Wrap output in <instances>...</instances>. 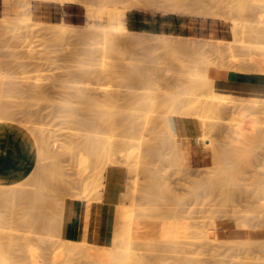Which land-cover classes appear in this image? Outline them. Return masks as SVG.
<instances>
[{"label":"rangeland","instance_id":"rangeland-1","mask_svg":"<svg viewBox=\"0 0 264 264\" xmlns=\"http://www.w3.org/2000/svg\"><path fill=\"white\" fill-rule=\"evenodd\" d=\"M90 1L94 8L99 10L100 17L97 18L95 22V25H97L96 29L98 31H101L109 26L116 27L118 25L116 21L109 18V13L111 11L121 10L123 6L126 5L124 4L125 0H116L112 2L111 0ZM126 1H129V4H132L131 1L133 4L141 3L140 0ZM150 1L151 8L145 12L180 16L181 22L190 27L188 36H179L177 33L172 35H153L145 32H136V34H128L129 36L123 34L121 38L119 37L121 34H117L119 33V30L113 29L111 31L115 33L119 40L122 39L123 41L125 38V42H122L121 45H118L120 48L118 51H121L122 49L123 55L121 54L122 52H115L117 51L116 48L114 52H112L111 56H108L106 53V56L110 59L107 57L105 58H107V61L109 60L108 62L113 61L114 65L117 64L116 71L119 73L121 70V75L122 71L125 69L127 72L129 69V72H132V74L134 73L133 75H137V72H142L140 75L138 74V78H136V75L134 76L135 80H139V78L142 77V82L140 80L142 84L138 85L139 88H137V90L135 89L136 87L134 85V88L132 86V89L130 88L128 91L129 85H126L128 82L122 77L123 84L121 85V75H118L117 73L114 74V76L118 75V80L121 83H119L117 79L115 80L114 76L110 78L108 77L107 80L104 79L103 81V86H107L108 88L101 87L102 81L100 83L99 79V82H97L96 80L98 78L95 77H91L90 82H87V80L85 81V84H79L81 86L78 84L77 85L79 87H87L86 84H89L88 87L91 89L99 88V94L102 92V96L104 95V91H106V89L107 91H120L123 92V94L124 92L126 94L128 92L130 93L132 90V92H136V94L140 96L147 95L145 97L151 98L155 96L154 102H157L158 100H160V102L158 101L152 107V110L154 111H160L161 109L162 111L167 112V109H171L172 107L176 106L174 101L175 98L182 97H184V99L197 98L204 101L209 98L208 101L212 103L218 101L222 103L221 101H223L230 106H237L235 107L237 110L236 115H234L235 118L231 120L233 115L231 117L226 116L225 118V116H223L224 118H221L215 113L201 108L195 109L193 112H191L192 116H184L183 112L185 113V111L181 108V106L179 107L181 110L178 107L175 108L176 110L179 109L178 111L174 110V112L176 111L175 113H177L175 117L192 119L196 122L197 128L199 126L198 123L200 122L202 128L200 130L197 129L196 136L193 138L179 137L182 140L177 142V140L174 141L170 137L171 133H167L166 126H164L166 131L164 129H162V131L164 130L163 134L166 132L167 137L164 135V139H167L166 142L168 144H165L164 142V144L161 145L162 141H159V150L162 153L161 157L152 158L149 160L150 163H148V161L146 164V161L143 160L144 163L142 162V164H139L140 167H143V172H138V176L135 173L132 174L133 176L135 175L134 177L132 176V179L128 174H125L124 177L120 175L116 176V179L113 182L115 186L113 187V193L117 194L118 196L119 211L117 218L122 224L130 227V229L133 230L134 234L130 242L131 247L133 246V249L137 253L142 255L160 254L166 257L168 256L167 258L169 259L170 257V259L169 261L167 259V264L169 262L171 263V260L174 261V258H180L183 260L186 258V260L188 259L189 261H191L190 259H195L197 264H264V115L261 117V114L259 113V118V116L255 115L256 111L254 112V109L252 111L250 107H248L250 105L251 107L253 105H259V108H261L260 111H262V107L264 106V84L260 83V80H264V0H182L184 5L183 8L186 11V14L183 15L174 13V11H172L170 8L167 10L168 7L165 5L166 0ZM42 3L62 4L60 1L52 0H0V20L6 15L15 16L16 13L13 9L16 7H19L20 11H26L29 13L33 19V22L31 23L0 25V61L2 62H0V76H5L6 78L5 79L4 77H1V79L3 78L6 83H14L16 86H19L20 83V85H22V87H18L20 90H27L25 89V84L27 85V88L36 85L39 86L40 89V91H38L39 95H37V92H35L36 96L34 92H29L27 94V92L25 93L19 91L14 93L16 97L20 94L18 97L19 99L15 97L13 98V93H9V97H6V95H8L7 93L4 96V100L7 101L8 105H6V101H4L2 104L8 106V108H10V104L16 112L14 118H12L13 116L11 119H7L6 117L5 121V114H1L2 120H0V122H8L7 125L21 124L22 126L25 125L26 127H32V124L35 123V121H32V117H29L30 119H28L29 115L27 114L26 119V116H24L23 112L26 109L27 111L30 110L33 112L34 110L35 112H38V109L40 108V110H42L39 111L41 116L38 117L39 119L43 117V119L40 120L41 124L39 121H37L36 127L43 129V134L47 137L49 142L48 145L50 144V149L53 148V151L55 150V152L57 151V153H59L58 151H61V149L62 151L64 150L63 147L65 148L69 146L67 145V141L69 144V133L72 132V130H68L69 126H71V123H67L66 118L62 117V115H65L66 111V115H68L69 111L71 113V110H73V113L76 111L77 116L75 115V118L77 121L86 122V120H88L86 119V116H90L91 113H107L108 111L106 112L105 110L109 108V110L112 111V108L109 106L107 108V106L101 107L100 105H96V107L91 105V108L93 109L90 108V112L89 108H84L85 104H74V108L72 105H68L67 103L65 105V101L63 99L65 95L61 91H64L62 86H71V83L68 84L69 77L67 76V73L70 74L71 72L73 73L75 71H80V69L84 70V67L87 71H90V69L91 71L93 69L96 71L97 68L101 67L100 63L97 65V61L103 55L101 50L104 48V46L99 43L101 38H99V40L97 38L95 41H90L84 44H77L71 41L46 38L44 35H40L41 33H38V29L41 25L38 23V21L42 20L37 17L34 12L39 8V6L42 5ZM77 5L85 14L84 21L81 24L83 25L88 20L86 12L83 6L80 4ZM239 8H245L247 10L246 12H240ZM205 9L218 14V18L214 19L198 14L205 11ZM133 10L137 9H128L127 13ZM234 25L238 26L236 31L234 29ZM125 27H127V23H125ZM127 37H132V39L129 38L128 40ZM90 52L92 54H90ZM113 53H117V57L114 58ZM126 53L128 55H126ZM89 57L90 59L88 60ZM114 60L117 63H114ZM82 65L84 67H82ZM5 66L6 68L4 69ZM118 66L120 70L118 69ZM9 67L10 70H12V68L13 70H7ZM129 67L131 69L133 68V70H130ZM144 70H146L145 74L143 73ZM228 72L240 74L242 78L245 79L227 80V82L230 83L234 82L233 84H237V82L240 84V86L237 84L238 87L233 85V87L236 88L235 90L233 87L230 88V83H227L225 79L215 78L216 76H223ZM65 79H67V83H65ZM93 79H96L95 84ZM4 80L2 82H4ZM19 80L23 81L19 82ZM124 81L127 82L125 86ZM145 82L147 84H145ZM223 83L227 84L228 88H230L228 91L222 88ZM77 85L74 84V86ZM131 85L133 84H130V86ZM40 86L41 88H44V93L46 92V96L43 95V90L40 88ZM219 86H221L220 89H218ZM242 86H251L252 91L239 93L233 92V90L236 91ZM141 87L142 90H140ZM60 92L62 95H60ZM47 94L49 95L48 98ZM126 94L124 96L127 97ZM158 95H161L162 97H159L160 99L156 101ZM32 96L34 97L31 98ZM37 96L40 100H37ZM4 97L2 96V98ZM42 97L46 98V100ZM127 98L129 99V97ZM128 99L121 101L119 104V107L121 105L122 110L124 109L126 112V109H128L129 111L127 110L128 113L126 112L125 116L124 112L123 116L120 115V117H123V119L120 118V128L116 130V132L119 131V134L115 133V135L117 136L116 139L120 140L121 138V140L123 139L134 142L136 136L131 133V131H133L131 129V124L132 122V125H135L136 123L138 124L140 120L143 122V118H140L139 113H141L140 115L143 113L145 114L146 112L143 111H147V108L138 104L137 101L136 103L138 105H134L133 103L131 106L132 103L129 104L127 101ZM168 99L170 100L168 101ZM35 100L37 102H35ZM135 100L130 99V101ZM171 100L174 101L172 105L170 103L168 104V102ZM37 103L38 105H36ZM127 103L129 106H127ZM2 104L0 102V105L4 106ZM167 104L170 106H167ZM60 105L63 106H61V110ZM36 106L38 107L36 108ZM81 106L82 110H80ZM57 107L60 111V114L56 109ZM88 107H90V105ZM140 107H143L142 111ZM248 108L253 113H251ZM52 112H56L55 115H52ZM46 114L49 116L48 118ZM115 114L118 115V113ZM56 117H58V119ZM36 118L34 117L33 119L36 120ZM115 118L116 120L119 119H117V116ZM50 119L52 121H50ZM135 119L137 120L134 122ZM43 120L45 122H43ZM26 121L29 124L26 123ZM31 121L33 123H31ZM48 121L49 124H47ZM125 121H128L129 124H125ZM142 122L139 124L140 126ZM122 124L123 126L125 125V127L121 126ZM151 124L153 123L150 121L148 127L152 129L154 128V124ZM34 126L35 125H33V127ZM126 126L128 129H125ZM27 128L24 127L25 130ZM78 128L83 129L82 126H79ZM158 129L160 128H157V130ZM157 130L156 133L160 137L161 134H158ZM162 131H159V133H162ZM201 131H203V133ZM239 131H241L240 134L238 133ZM5 132L6 130H3L2 126L0 125L1 148V142L4 140ZM125 132L133 134L134 138L131 137L132 139H129L130 135L128 136V134H126L127 136L125 137V135H123ZM73 133L74 132H72V134ZM79 134L85 135V137L87 136V133L84 134V132ZM147 134H152V138L157 136H154V134L151 132H148ZM122 135L123 137H121ZM162 136L160 138H162ZM159 137L157 136V139ZM169 138L172 139V144H175L176 142V144L178 143L177 145H179L181 143L180 146H178L179 151L177 154L179 155H176V150H178L176 144V146H174V144L173 146L170 144V146L173 147L175 151L174 154L171 153L173 148H169V141H171ZM160 145H165L167 147L166 148L164 146V152L166 153L167 151V156L162 152V147ZM222 150L224 153L226 152V154H224ZM73 152L70 151L69 157H71L70 155L75 154V152ZM228 152L229 154H227ZM9 155L10 152L8 151L7 154H4L3 157H0V173L7 171L8 168H5L1 162L4 158H8ZM163 155L164 157L166 156V161L163 159ZM219 155L221 160H219ZM224 155H226V157H224ZM66 156L68 155L66 154L62 157L61 161H65L61 163V165L63 164L65 173V177L63 179L67 181L68 185H64L65 187L62 186L63 181L61 179V186L59 184V180L53 181L56 183V185L58 182V186L55 185V191L57 190L58 193L60 190V192L63 194L62 195L59 193L61 197L58 202H60V204L64 203L65 207L64 210H62V207L61 205L59 206V203L57 204L58 207L56 205L58 210H55L58 212L62 211V214L60 212L56 213L57 211L54 212L53 208H55V206L52 209L47 208V210L44 211L46 213L45 215L48 214L47 216L50 220V224H52V226L49 225V220L47 218V224L45 227L46 231L43 230L44 235L42 232H40L42 229L38 230L40 235H37V233H39L38 231H35L37 228H34L29 223H27L33 214V210L31 208L25 207L24 204H19V206L16 205V209L19 208L22 210L24 207L27 209L26 211L24 210L25 208L22 210V213H24V215L22 214L23 217L20 214L21 211L18 209L19 216L15 215L17 218L11 219V214L8 215V213H10L12 209L8 210L9 212L6 213L9 206H3V209L6 207V212L4 213L2 207L0 206V211L2 210V214H5V216H10L8 219H6L4 216V222H2L1 218L0 233L2 234V238L0 241L3 245H10L9 247L11 250L9 251L8 256L12 264H55V262L56 264H62V262L63 264H72V261L75 260V257L80 255L78 254L74 256V259L70 257L73 260H68L69 253L63 248L62 244V242L64 240L66 242V239L68 238L66 235V225L67 215L72 208L71 202L74 201L73 207L77 205V220L80 222L90 221L92 223L94 222L92 221V216L96 205L104 203L107 204L102 200L97 185V169H95L94 166L88 163L86 160L82 159V156L76 159H70ZM171 156H180V159H178V157L172 158ZM152 160L155 161V164ZM146 166L147 168L149 167L148 171L149 169H152L153 173L149 171L150 174H154L157 179L161 180H158L161 186H171L172 189L174 188L173 191L171 188L167 186L166 187L171 189L172 193L175 190V200L177 198L178 205L181 204V207H183L180 215L182 216V219L180 220L184 226L182 229L183 231L179 230L180 232H176L178 234H176L173 230L168 232L164 230L162 222H160L162 225H160V228L157 225V227H153V225L156 224L153 223V213L150 210V207L147 205V198H144V196L146 197V191L141 188V186L145 187L147 185L145 183L146 179L147 183L150 180L148 179V173H146L147 177L144 175L147 170L145 168ZM227 169L230 171L231 177L229 175L227 176ZM116 171L117 170H115V173ZM51 172L53 173V170ZM225 172L227 173L225 174ZM50 175L52 179L53 176H55V178L57 176L56 174L52 176L51 173ZM163 176L164 179L162 178ZM133 178L136 182V179H138V184L140 183L138 187L140 191L135 193L134 201L130 196L132 190L131 192H127L130 191L129 187H131L133 183H136L134 182ZM219 180L222 181L220 182ZM100 182L101 180H99L98 183ZM126 185L129 189H127ZM63 189L65 192H63ZM189 190L191 191L189 192ZM142 191L143 194L140 193ZM198 191L199 193L197 194ZM66 192H69V194H66ZM192 192H194V195L196 193L197 198L192 195ZM70 193L73 198L69 197ZM188 193L190 194L188 195ZM124 194H126L125 196H129L128 201H126V197H123L122 201V195ZM65 195H67L65 199L63 198V201L65 200V202L62 203L61 198L63 196L65 197ZM178 197L183 198V200H178ZM182 204L184 206H182ZM107 205L111 208V204ZM27 210H31L30 214ZM133 210L134 213L132 212ZM139 210H141V212ZM135 211L137 214H135ZM148 212H150V215ZM59 214H61V216L63 215L62 220L59 218ZM142 214L144 218L142 217ZM55 215H57L59 220L63 221L61 224V222L56 218L58 230H56V224L55 230L53 228L55 223ZM50 216L51 218L53 216L52 222ZM150 218L153 220V224L151 223ZM146 220H148L147 223L149 222V227L146 224ZM23 221L24 223L22 224ZM27 224H29V228ZM59 224L61 225V233L59 231ZM184 227L187 228L184 230ZM32 230L35 232L34 234L32 233ZM160 230L161 233L159 234ZM52 231L54 233L57 232V235ZM112 232L113 227L110 225L108 241L106 243H101L100 245L111 244ZM135 234L137 236H135ZM54 242H61L60 246H58V243L54 244ZM139 242H145L146 244L151 243L153 245L156 243L157 246L161 245L162 248H165L167 251H150L143 250L142 248H140L142 249L141 251L140 249L137 251L136 247L141 244H139ZM52 244L53 246L56 245L60 248L50 249ZM156 244L154 245L155 247ZM53 246L52 248H56V246ZM52 250H54V253ZM78 260L76 262L74 261L73 264H77ZM82 260L85 263L86 259L81 257V261Z\"/></svg>","mask_w":264,"mask_h":264},{"label":"bare ground","instance_id":"bare-ground-1","mask_svg":"<svg viewBox=\"0 0 264 264\" xmlns=\"http://www.w3.org/2000/svg\"><path fill=\"white\" fill-rule=\"evenodd\" d=\"M52 1H60L62 4H75V5L80 4L81 6L84 7L88 20L83 25H70V24H65V23H48V22L38 21V23L41 25L38 29V33H41L40 35H44L46 38L71 41V42H74L77 44H84V43H87L90 41H95L97 38H98V40H99V38H101L99 40V43H101L104 46L103 49L101 48L103 55L101 57L98 56V57H100V59L97 61V65H99V63H100L101 67L97 68L96 71H94V69L92 71H91V69H90V71L89 70L87 71L85 69V67L83 66L84 65L83 64L82 67H84V70L80 69V71H75L73 73L71 72L70 74L67 73V76L69 77L68 84L71 83V86L70 85H68V86L64 85V86H62L64 91H61L65 95L63 98L65 101V105H66V103L68 105H72V106L74 104L75 105L76 104H83V105L85 104L84 108L87 107V108H89V110L91 108V105H93V106H96V105L99 106L100 105L101 107L107 106V108L109 106L112 108V111L109 110V108H108L107 110L104 109L106 112L108 111L107 113H104V112L100 113V114H92L91 113L90 116H88V117L86 116V119H88V120H86V122H84V121L79 122L75 118V115L77 116L76 111H75V113H73V110H71V113L69 111L68 115H66L67 111L65 110L66 116L62 115V117L66 118L67 123H71V126H69L68 130H72V132H74V133L73 134H72V132L69 133L70 134L69 144L67 141V145H69V146L65 147V148L63 147L64 150L62 151V149H61L62 152L58 151L59 153H57V151L55 152V150L53 151L52 150L53 148L50 149V144L48 145L49 142L47 140V137L43 134V129L36 127L37 121H39V123H40V120L43 119V117L41 119H39V117H38V116H41V114H39V111H42V110H40V108L38 109L39 110L38 112H35L34 110H33V112L30 110L27 111V109L24 110V112L22 111L24 116H26V119H27V115H29L28 119H30L32 117V121H35V123H33L31 121V123H33L32 127L27 126L28 127L27 128L25 125L22 126L21 124H20L21 126L20 125H7L6 124L5 126H7V129H6V132L4 135V140H2V142H1V146H2V149H4V153H0V157H2V154H7L8 151L10 152V155L8 158H4L1 162L5 166V168L7 167L8 169H7V171L0 173V206L2 207V209H3V206H9V208L7 209V212H6V207H5V209H3L4 213L5 212L8 213L9 212L8 210L12 209V211H10V213H8V215L11 214V219L17 218L15 215L19 216V213H18L19 204H21V205L24 204L25 207L31 208L33 210V214H32V216L30 215L31 219H29V221L27 223H29L32 227L37 228V229H35V231L42 229L40 232H42L44 235L43 230L46 231L45 230L46 229L45 227L47 224L46 220L48 218V216H47L48 214L45 215L46 213L44 211L47 210V208L52 209L54 206H55V208H53L54 212L57 211L58 210L57 209L58 203H59V206L61 205L62 210H64L65 204L63 202H65V200L63 201V198L65 199L67 195H65V197L63 196L61 198V202L63 204H60V202H58V201L61 197V195L59 194L61 192H60V190L58 193H57V190L55 191L56 183L53 181H55V180L60 181V179H61L63 181L62 182L63 184L60 181L59 182L60 186H61V184H62V186L68 185L67 181H65L63 179L65 177V173H64V169H63L64 168L63 164L61 165V163H63L65 160L63 159L64 161H61V159L66 154L68 155V156H66L68 158L70 151H72V152L74 151L75 154L70 155L71 156V157H69L70 159H76V158H79L80 156H82V159L86 160L88 163L93 165L95 169H97L96 181H97V185H98L102 200L111 203V208H110V212L108 215V222L113 227V232L111 235V244L110 245H100L98 243L100 236L96 237L95 242H93V239H92L93 229H94L93 223L90 221H81L80 222V230L78 232L79 234H78L77 238H75V239L67 238L66 242H65V240L63 242L61 241L63 244V248L66 249V251L69 253V259L68 260H71L72 258L74 259V256L79 254L81 257L85 258L86 261L84 263L83 260L81 261L80 256H78V257L76 256L74 261L76 262L79 259L77 264H106V263H109V264H167L166 261L168 259L167 258L168 256L166 257V256L160 255V254H158V255H144L143 254L142 255V254L137 253L133 249V246L131 247L130 241L133 238L134 232L132 229H130V227L122 224L117 218L118 211H119V206H118L119 203H118L117 194L113 193V187H115L113 182L116 179L117 175L124 177L125 174H128V175H130L131 179L133 176L132 174H134V173L138 176L137 173L138 172L141 173V171L143 169V167H140V165H139V164H142V162L144 163L143 160L146 161L145 162V164H146L152 158L161 157L162 153L159 150V144H160L159 141H162L161 145L164 144V142H165V144H168L166 142L167 139H164L165 138L164 135H166V132L171 133L170 137L174 141L175 140H177V142L181 141L182 139L178 138L176 135L175 120H179L182 123L184 130L187 131L188 134L192 135L194 133L195 124H196V122L194 120L175 117L177 115V113H175V112L178 111L179 109L181 110V108H182L185 111V113L183 112L184 116H192L191 112H193L195 109L201 108V109H206L208 111H211V112L215 113L216 115L220 116L221 118L223 116H225V118H226V116L231 117L233 115V117L231 118V120H233L235 118L234 115H236V110H237V108H235V107H237V106H230L229 104H227L223 101H221L222 103H220V101H218L219 103L218 102L212 103V102L208 101L209 98L206 99L207 101L206 100L204 101V100L197 99V98L196 99L195 98L184 99V97H182V98H175V100L173 99L175 101L176 106L172 107L171 108L172 110L169 108L170 111H169V109H167V112H165V111H162L161 109H160V111H157L154 108L156 110V111H154V110H152V107L158 101L160 102V100H158V99H160L159 97H162L161 95L160 96L158 95V97L156 98V101L157 100L158 101L154 102L155 96H153L152 98L151 97H145L147 95L140 96V95L136 94V92H132V90L130 93L128 92L126 94L124 92V94H123V92H120V91H115V90H108L107 91V89H106V91H104V95L102 96L101 95L102 92L99 94V92H100V91H98L99 88L98 89H91L88 87L89 84H86L87 87H84V86L79 87V86H81L79 84L83 85V84H85V81H87V80H88L87 82H90L91 81L90 78L95 77V78H98L97 80L95 79L97 82H99L98 81L99 79H100V83L102 81L101 87L108 88L107 86L106 87L103 86L104 79L107 80L108 77L110 78V77L114 76V74H117L118 72L116 71V65L117 64L114 65L113 61L112 62L110 61L111 63L108 62L109 60L107 61V58L108 59H110V58L106 56V53L108 56L109 55L111 56L112 52H114V50L116 48H117V51H115V52H117V53L122 52V49H121V51H118L120 49L118 45H121L122 42H125L124 41L125 38L123 39V41H122V39L119 40L118 37L115 35V33H113V31H111V30H113V29L119 30V33H117V34H119V35L121 34V36H119L121 38H122L123 34H126V35L136 34V32L130 31L127 29V27H125L127 14H128L127 10L128 9H137V10H144V11L149 10L151 8V6H150L151 1L150 0H140L141 3H139V4L138 3L133 4V2L131 1L132 4H129L128 3L129 1L127 2L125 0L124 4H126V5L123 6V8L121 10L111 11L109 13V18L111 20L116 21L118 23V25L116 27H110V26L106 27L105 29H103L101 31H98L96 29L97 25H95L96 19L100 17L99 10H96L94 8V6L90 3L91 2L90 0H52ZM112 1H116V0H111V2ZM165 5H166V7H168L167 10L170 8L172 11H174V13H176L178 15L186 14V11L183 8L184 5H183L182 0H166ZM163 8H165V7H163ZM13 10L16 13L15 16L6 15L3 19L0 20V25H14L16 23H31V22H33L31 15L29 13H27L26 11H20L19 7H16ZM156 10H157V8H156ZM239 10H240V12H246L247 9L239 8ZM165 12H166V10H165ZM198 14L201 16H204V17H211L214 19L218 18V14H216L214 12H210L208 9H205V11L200 12ZM234 29L236 31L238 29V26L234 25ZM124 37H126V36H124ZM132 37L131 38L127 37V38L129 40V38L132 39ZM98 52H99V50H98ZM117 53L116 54L113 53L114 58L117 57V55H118ZM31 54H33V53H31ZM83 54H84V52H83ZM90 54H92V53L90 52ZM121 54L123 55V52ZM126 55H128V54L126 53ZM119 56L122 57L121 55H119ZM105 57H107V58H105ZM89 59H90V57L88 58V60ZM101 59H102V61H101ZM114 63H117V62H115V60H114ZM6 66L4 67V69L6 68ZM23 66H24V64H23ZM120 66H121V61H120ZM95 67H98V66H95ZM124 67H125V65H124ZM1 69L4 70L3 68H1ZM118 69L120 70L119 66H118ZM127 69H128V67H127ZM134 69H136V68H134ZM7 70L12 71L13 68H12V70H10V67H9V69L7 68ZM130 70H133V68L132 69L130 68ZM138 70H139V68H138ZM123 71H125V72H123ZM123 71H122V75L120 74L121 70L118 73V75H121V79H122L121 82L122 83L118 80V78H119L118 75L114 76L115 80L117 79V81L119 83H121V85H122L123 84V78H124L125 81H127L128 83L131 82L130 84H133L130 86V84H128L127 82L124 81V86L126 83H127L126 85H129L128 91L130 90V88L132 89V86L134 88V85L136 87L135 89L137 90V88H139L138 85L142 84L141 83L142 77H140L139 80H135L134 76L136 74L133 75L134 73L132 74V72H129V69H128V72L126 71V69ZM142 71H143V69H142ZM145 71L146 70H144V72H143L144 74H145ZM140 73H142V72H140ZM140 73L137 72L136 78L139 77ZM12 74H13V72H12ZM132 75H133V77H132ZM146 75H147V73H146ZM1 77L5 78V76H0V98H1L0 102H1V104L4 101H6V100H4L5 99L4 96L7 93H8V95H6V97L7 96L9 97V95H10L9 93H11V94L13 93L12 95H14V93H17L19 91L25 92V93L27 92V94L29 92L30 93L37 92V95H39V92H38V91H40L39 86L35 85V86H31V87L27 88V85L25 84V86H26L25 89H27V90H23L22 88H21L22 90H20V88H18L19 86L22 87V85H20V83H19V86L18 85L16 86L14 83H6V81L3 78L1 79ZM16 79H18V78H16ZM146 79H147V77H146ZM3 80H4V82H2ZM66 80L67 79H65L64 81H66ZM95 80L93 79L94 84L96 82ZM140 80H141V82H140ZM7 81H8V79H7ZM20 81H23V80H19V82ZM225 81L227 82V79H225ZM65 83H67V81ZM227 83H230V82H227ZM233 83H230V88H232L233 85L236 87L238 84V82H237V84H233ZM16 84H18V83H16ZM74 84L75 85L78 84L79 86L78 85H77L78 87L74 86ZM117 84H116V86H117ZM145 84H147V83L145 82ZM104 85H105V83H104ZM248 85H250V84H248ZM238 86H240V84H238ZM62 87H61V89H62ZM243 87L244 86L239 87L236 91H234L236 88L233 87L234 90L233 89H231V90H233V92H235V93L251 92L252 91L251 86L250 87L247 86L244 88ZM23 88H24V86H23ZM40 88H41V86H40ZM220 88H221V86H219L218 89H220ZM222 88L226 91H228L230 89V88H228V85L224 84V83H223ZM41 89L43 90V95L46 96V92L44 93V88H41ZM126 89H127V86H126ZM140 90H142V87ZM125 91H127V90H125ZM61 92H60V95H62ZM41 93H42V91H41ZM125 94L127 95V97H129V99L126 96H124ZM19 95L17 97L14 95L13 98L14 97L18 98ZM43 95H40V96H43ZM2 96L4 98H2ZM35 96H36V93H35ZM33 97L34 96H32L31 98H33ZM48 97H49V95L47 96V98ZM42 98H44V97H42ZM44 99L46 100V98H44ZM63 99H62V101H63ZM125 99H128L127 101L129 104L132 103L131 106L133 105V103H134V105L138 103V104L147 108V111H143V112H146L145 114L142 112L143 114L140 115L141 113H139L140 118H143V122L140 120V122L137 121V122H139L138 124L136 123L135 125H132L133 122L131 124V126H132L131 129L133 130V131H131V133H133L136 136L134 142L129 141V140L128 141L123 140V139L121 140V138H120V140L116 139L117 136L115 135V133L119 134V131L116 132V130L120 128L119 127L120 126V118L123 119V117H120V115L123 116V112H124V116H125L126 112L128 110V109H126V112H125L124 109L122 110L121 105L119 107L120 102L125 100ZM130 99H132V100L136 99V100L130 101ZM37 100H40V99H38V96H37ZM162 100H163V98H162ZM169 100L170 99H168V101ZM173 100L168 102V104L170 103L172 105V103H174ZM60 101H61V98H60ZM136 101H137V103H136ZM27 102H26V104H27ZM35 102H37V101L35 100ZM185 102H186V104H185ZM58 103H60V102H58ZM128 103H127V106H129ZM168 104H167V106H170ZM2 105H4V104H2ZM6 105H8L7 101H6ZM36 105H38V103ZM89 105H90V107H88ZM162 105H164V104H162ZM9 106L11 109L5 105L0 107V120H2L1 114H5L4 121L6 120V117H7V119L8 118L11 119L12 116H13L12 118H14L16 111L13 109V107H11L10 104H9ZM16 106H17V99H16ZM56 106H57V104H56ZM61 106L62 105H60V110H61ZM180 106H181V108H179ZM37 107L38 106H36V108ZM40 107H41V105H40ZM58 107H59V104H58ZM58 107L56 108L57 110H58ZM76 107H78V106H76ZM137 107H139V106H137ZM177 107L179 108L178 110L175 109ZM248 107H250V109L252 111L254 109V112L256 111L255 115L259 116V118H260V114H261V117H263L262 115H264V106L263 107L261 106L263 109L262 111H260L261 108H259V105L258 106L253 105L252 107L250 105ZM28 108H29V106H28ZM73 108H74V106H73ZM126 108H128V107H126ZM166 108H165V110H166ZM91 109H93V108H91ZM117 109H119V110H117ZM140 109L142 111L143 107L142 108L140 107ZM53 110H55V109H53ZM80 110H82V106H81ZM174 110H176V111L174 112ZM248 110H249V108H248ZM251 110H249V111L251 112ZM49 112H50V110H49ZM90 112H91V110H90ZM55 113L52 112V115L53 114L55 115ZM115 113H118L119 117ZM153 113H154V115H153ZM251 113H253V112H251ZM47 114H48V112H47ZM59 114H60V111H59ZM135 114H137V113H135ZM248 114H250V113H248ZM114 115L117 116V119L119 118L118 119L119 121L116 120V118H115L116 116H114ZM33 116L35 118L37 117L38 119L37 118H36V120L33 119L34 118ZM252 116H253V114H252ZM48 117L49 116L47 115V118ZM51 118H52V116H51ZM56 118L58 119V117H56ZM56 118H55V120H56ZM122 119H121V123H122ZM21 120H23V119H21ZM44 120H43V122H45ZM81 120H82V118H81ZM136 120L137 119H135L134 122ZM223 120H225V119H223ZM50 121H52V120L50 119ZM128 121L127 122L125 121L126 122L125 124H127ZM150 121L154 124V128H152V129L148 127L150 124ZM141 122H142V124L140 126L139 124ZM26 123H28V122L26 121ZM50 123H52V122H50ZM62 123H65V122H62ZM47 124H49V121L47 122ZM59 124H60V122H59ZM153 124H151V125H153ZM33 125H35V126L33 127ZM67 125H69V124H67ZM198 125H199L198 128L200 130L202 128V126L200 125V122L198 123ZM77 126L78 127L82 126L83 129L82 128L80 129ZM121 126H123V124ZM164 126H166L167 131L165 130ZM24 127L27 129L25 130ZM123 127H125V125ZM157 128H160L161 130L160 129L157 130ZM125 129H128V127L126 126ZM162 129H164L166 131L164 134H163L164 130L162 131ZM156 130L158 131V134H161L160 137L163 135L162 136L163 139L160 138L159 135H157ZM159 131H162V133L161 132L159 133ZM82 132H84V134L87 133V136L85 137V135L79 134ZM148 132L153 133L154 136L157 135L159 138L157 139V136L152 138V136H151L152 134L151 135L147 134ZM201 132L203 133V131H201ZM240 132L241 131H239L238 133L240 134ZM131 133L125 132L123 135H125V137H126L127 136L126 134H128V136L130 135L129 139H132L131 137L134 138V136ZM123 135L121 137H123ZM119 137H120V135H119ZM166 137H167V135H166ZM171 138H169V140ZM172 139H171V141H169V148L171 147L170 144L172 146L174 144V143L172 144ZM136 140H138V141H136ZM175 144H176V142H175ZM175 144H174V146H176L178 143L176 145ZM180 144L177 145V149H178V146H180ZM164 146L165 145L161 146L162 148L160 147L163 153H165L164 152ZM220 147H221V144H220ZM172 148L173 147H171L170 149H172ZM175 150H176V148H175ZM178 151H179V149L176 150V155H179V154H177ZM174 152L175 151L173 148V151L171 153L174 154ZM222 152L224 153L223 150H222ZM222 152H221V154H222ZM20 154L24 155V157L27 159L26 164L27 163L30 164L33 162V165H34L33 172L30 174V176L28 178H24V176L22 174H20L18 172H14L13 166L17 164L16 159H18L21 156ZM165 154L167 156V151ZM224 154H226V152ZM227 154H229V152ZM90 156H91V159H90ZM163 157H164V155H163ZM165 157L163 158L164 160L166 159ZM175 157H178V159H180V156H175ZM175 157H172V158H175ZM221 157H222V155H221ZM224 157H226V155H224ZM219 158H220V155H219ZM178 159H177V161H178ZM170 160H172V159H170ZM219 160H221V158ZM18 161H19V159H18ZM152 161L155 164V161L154 160H152ZM167 161H168V159H167ZM148 163H150V161ZM181 163H182V161H181ZM138 165H139V168H138ZM152 165H153V163H152ZM147 166H148V164H147ZM147 166L145 167L147 170H146L144 175H146V177H147L146 173H148V175H149L148 179H150V180L147 183V179H146L145 183L147 185L145 187L141 186V188L146 191V197L144 195H142L143 191L140 193H142L141 195L144 196V198H147V203H148L147 205L150 207V210L153 213L152 218H154L153 219L154 221L150 218L151 223L153 221V223H156V224H154L155 226L153 225V227L158 226L160 228V225H161L160 222H162L163 223V229L166 230L167 232L172 231V230L175 231V233L180 232L184 226V224L180 220V219H182V216H180V215H181V210L183 209V207H181V204L178 205L177 198L175 200V197H174L175 190L172 193L174 188L172 189L171 186L166 185L167 187L171 188L172 191H171V189L167 188L166 186H161L159 184L160 183L159 181H161V180L157 179L154 174H150L149 171L151 173H153L152 169H149V171H148L149 167L147 168ZM238 168H240V167H238ZM238 168H237V170H238ZM52 170H53V173L51 172ZM115 170H117L116 173H115ZM136 170H137V172H136ZM227 171H228V173L225 172V174L227 173V176L229 175L231 177L230 171L228 169H227ZM49 172L52 174V176L54 174H56L57 175L56 178H55V176H53V179H52V177H50L51 175ZM223 172H224V170H223ZM166 173H167V171H166ZM162 178L164 179V176ZM221 179H222V177H221ZM99 180H101L100 183H98ZM133 180H134V182H136L134 178H133ZM136 180H137V182L135 184L133 183V185L131 187H129L130 191H127V192H131V190H132L130 196L133 198V201L135 200L134 199L135 193L140 191V189L138 188L140 183L138 184V179H136ZM219 181L221 182L222 180H219ZM223 181H224V179H223ZM195 183H196V181H195ZM165 184H166V180H165ZM222 184H225V183H222ZM127 185H126V187H127V189H129ZM162 185H164V184H162ZM56 186H58V182H57ZM195 186H197V185H195ZM190 191L191 190H189V192ZM63 192H65L64 189H63ZM125 193H126V191H125ZM198 193H199V191L197 192V194ZM66 194H69V192L68 193L66 192ZM189 194L190 193H188V195ZM125 195L126 194L122 195V201H123V197H126L125 198L126 201L129 200V196H125ZM192 195H194V192H192ZM194 196L196 197V193ZM69 197L73 198L71 193H70ZM181 199L183 200V198L178 197V200H181ZM130 200H131V198H130ZM120 201H121V198H120ZM144 201H145V199H144ZM73 203H74V201L71 202L72 208H71L70 213L68 215V219H67L68 222L73 221V218H72ZM16 205H18L17 206L18 209H16ZM56 205H57V207H56ZM182 206H184V205L182 204ZM180 207H181V209H180ZM24 208H22V210ZM27 208H25L24 210L26 211ZM141 208H142V206H141ZM55 209H57V210H55ZM22 210H20L21 216H22V214L24 215V213H22ZM53 210H51V211H53ZM144 210H146V209H144ZM27 211L30 214L31 210H27ZM136 211H135V214H137ZM139 211L141 212V210H139ZM59 212L62 214V211H59ZM59 212L57 211L56 213H59ZM132 212L134 213V210ZM61 214H59V216H60L59 218H61V220H62L63 215L61 216ZM148 214L150 215V212H148ZM182 214H183V212H182ZM4 216H5V214H2V210H1L0 211V221L2 218V222H4L3 221ZM30 216H29V218H30ZM9 217L10 216H7V215L5 216L6 219H8ZM25 217H26V215H25ZM142 217L144 218L143 214H142ZM145 217H146V214H145ZM50 218H51V216H50ZM52 218H53V216H52ZM52 218H51V222H52ZM56 218H57V215H55V223H54V227H53L54 230H55V224L57 222ZM59 218H57V219L59 220ZM26 219H27V217H26ZM48 220H49V218H48ZM61 220H59V221L62 224L63 221H61ZM53 221H54V219H53ZM147 221L148 220H146V224L149 227V222L147 223ZM48 222H49V225L52 226V224H50V220ZM183 222H184V220H183ZM23 223H24V221L22 222V224ZM29 224H27L28 228H29ZM34 228H33V230H34ZM57 228H58V226L56 224V230H58ZM185 228H187V227H184V230H185ZM59 229H60L59 231L61 233V225L59 226ZM33 230H32V233L34 234L35 232H33ZM150 230H151V227H150ZM40 232L37 233V235L38 234L40 235ZM148 232H149V230H148ZM152 232H153V230H152ZM160 233H161V230H160L159 234ZM54 234L57 235V232ZM157 234H156V236H157ZM176 234H178V233H176ZM53 235H52V237H53ZM103 235H104V233H103ZM135 236H137V235L135 234ZM135 236H134V238H135ZM1 238H2V234L0 233V240H1ZM52 239H54V238H52ZM36 240H37V238H36ZM57 243L58 242H54V244H57ZM60 243H58V246H60ZM140 243L141 242H139V244ZM62 244H61V246H62ZM150 244H146L145 242L141 243L139 245L141 247H139L137 245L138 247H136V249H137V251L140 248H142L143 250H150V251H167L165 248H164L165 249L164 250L161 245L157 246L156 243H155L156 247L154 246L155 244L154 245L151 244V246H152V248H151ZM9 246H10L9 244H8V246L3 245L0 241V264H12V262L9 260L10 258L8 256L9 251L11 250ZM48 246H50V245H48ZM52 246H53V244H52ZM52 246L50 249H59L60 248V247H57L56 245L53 246V247L56 246V248H52ZM142 249H140V251ZM52 251L54 253V250H52ZM70 257H72V258H70ZM76 258H77V260H76ZM169 259H170V257H169ZM169 259H168V261H169ZM190 260L191 261H189L188 259L186 260V258H184V260L180 259V258L179 259L174 258V261L171 260V263L172 264H197L195 259H190ZM193 260H194V262H193ZM74 261H72V264ZM64 262H66V261H64ZM171 263L169 262L168 264H171ZM35 264H37V263H35ZM41 264H43V263H41ZM55 264H56V262H55ZM62 264H63V262H62Z\"/></svg>","mask_w":264,"mask_h":264},{"label":"crops","instance_id":"crops-1","mask_svg":"<svg viewBox=\"0 0 264 264\" xmlns=\"http://www.w3.org/2000/svg\"><path fill=\"white\" fill-rule=\"evenodd\" d=\"M34 13L44 22L65 23L70 25H81L85 18V14L81 11V8L77 4L62 5L56 3H42V5L39 6V8L36 9ZM126 23L128 29L133 32H145L153 35H172L177 33L179 36H188V32L190 31V27L181 22L180 16L154 14L140 10L130 11L127 14ZM215 78L227 80H245L240 74H233L231 72H228L223 76H216ZM260 83L264 84V80H260ZM6 124H8V122H0L3 130L7 129V126H5ZM197 129L199 128H197L195 124L194 133L190 135L184 130L182 123L179 120H175V131L178 138H193L196 136ZM0 149L1 153H4V149L1 147ZM3 156L4 154H2V157ZM18 159H16L17 164L13 166L14 172H18L22 174L24 178H28L33 172V162L26 164L27 159L24 157V155H21ZM104 202L111 204L107 201ZM107 204H97L92 216V221H94L92 239L93 242H95L96 237L100 236L98 241L99 244L106 243L109 237L108 234L110 224L108 222V215L110 206ZM77 219V205H75L73 207V221H67L66 225V235L70 239L77 238L79 234L80 221Z\"/></svg>","mask_w":264,"mask_h":264}]
</instances>
